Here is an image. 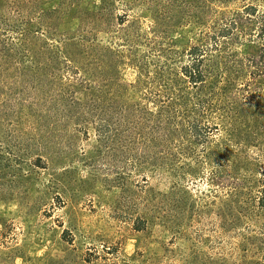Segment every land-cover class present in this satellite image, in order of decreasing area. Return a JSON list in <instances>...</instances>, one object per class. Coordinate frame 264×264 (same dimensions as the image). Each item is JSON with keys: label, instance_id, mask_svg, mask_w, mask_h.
<instances>
[{"label": "rangeland", "instance_id": "374dc122", "mask_svg": "<svg viewBox=\"0 0 264 264\" xmlns=\"http://www.w3.org/2000/svg\"><path fill=\"white\" fill-rule=\"evenodd\" d=\"M0 264H264V0H0Z\"/></svg>", "mask_w": 264, "mask_h": 264}, {"label": "trees", "instance_id": "16d2710c", "mask_svg": "<svg viewBox=\"0 0 264 264\" xmlns=\"http://www.w3.org/2000/svg\"><path fill=\"white\" fill-rule=\"evenodd\" d=\"M195 48H192V53H195L196 54V57H198V53L201 54V49L198 47V46H194ZM197 49V52H195ZM198 61H200V59H198ZM196 71V72H195ZM76 72V71H75ZM190 76L195 80H198V79H201L202 78V73H201V70L200 69H196L192 72V74L190 73ZM195 80V81H196ZM98 100L94 97H92L91 100L89 101H86V100H78V99H73V103L74 105L77 104L78 106H81L82 104H86L88 103L89 104V107L90 108H97V105H98Z\"/></svg>", "mask_w": 264, "mask_h": 264}]
</instances>
